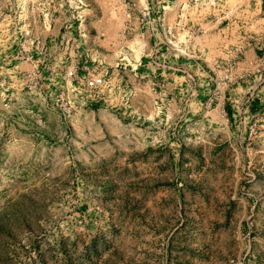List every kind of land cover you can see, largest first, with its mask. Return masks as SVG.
I'll return each instance as SVG.
<instances>
[{
    "label": "rangeland",
    "instance_id": "rangeland-1",
    "mask_svg": "<svg viewBox=\"0 0 264 264\" xmlns=\"http://www.w3.org/2000/svg\"><path fill=\"white\" fill-rule=\"evenodd\" d=\"M0 264H264V0H8Z\"/></svg>",
    "mask_w": 264,
    "mask_h": 264
},
{
    "label": "built area",
    "instance_id": "built-area-1",
    "mask_svg": "<svg viewBox=\"0 0 264 264\" xmlns=\"http://www.w3.org/2000/svg\"><path fill=\"white\" fill-rule=\"evenodd\" d=\"M8 4V0H1L0 2V9L2 11L6 10V5ZM0 10V12H2ZM103 83V77L100 74H95V75H91L89 76L85 82L84 85L87 88H95L97 86H100Z\"/></svg>",
    "mask_w": 264,
    "mask_h": 264
}]
</instances>
